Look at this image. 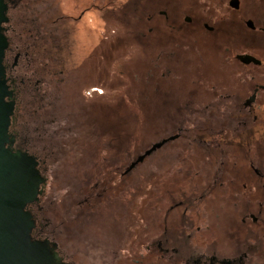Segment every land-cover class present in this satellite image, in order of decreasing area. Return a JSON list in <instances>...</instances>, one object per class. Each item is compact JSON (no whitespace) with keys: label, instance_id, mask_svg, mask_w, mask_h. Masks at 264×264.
Wrapping results in <instances>:
<instances>
[{"label":"flooded vegetation","instance_id":"flooded-vegetation-1","mask_svg":"<svg viewBox=\"0 0 264 264\" xmlns=\"http://www.w3.org/2000/svg\"><path fill=\"white\" fill-rule=\"evenodd\" d=\"M137 1L5 0L32 239L56 264H264V0ZM128 36L136 70L111 67ZM129 119L154 138L130 161Z\"/></svg>","mask_w":264,"mask_h":264},{"label":"water","instance_id":"water-1","mask_svg":"<svg viewBox=\"0 0 264 264\" xmlns=\"http://www.w3.org/2000/svg\"><path fill=\"white\" fill-rule=\"evenodd\" d=\"M6 11L5 0H0V264H56L45 244L32 239L35 223L26 210L41 193L43 180L36 168L37 163L27 154L13 152L7 147L14 105L6 101L12 95L8 90L3 64L8 46L3 34V24L7 22ZM160 146H153L130 169Z\"/></svg>","mask_w":264,"mask_h":264},{"label":"rangeland","instance_id":"rangeland-1","mask_svg":"<svg viewBox=\"0 0 264 264\" xmlns=\"http://www.w3.org/2000/svg\"><path fill=\"white\" fill-rule=\"evenodd\" d=\"M157 0H140L141 3H143V5H148V4H152ZM125 2H127V5L129 8H134L135 4L138 2L137 0H125ZM158 6V5H157ZM160 7V5H159ZM159 9V8H158ZM115 22H113V24H111L110 31L111 33L113 31H117V33H123V30L120 29V26H117L114 24ZM92 30H95V33L90 34L91 35V39H96V45H102V41H100L99 38H101L100 35L103 34V27H101L100 25L95 26L94 28H92ZM100 36V37H99ZM88 36L86 35V38L83 39H87ZM91 39H87V41L85 42L87 44V46L89 45V43L91 42ZM137 47V42L136 39L134 38V36H128L126 38L125 43L120 42L119 40L116 41V43L113 45V48L111 49V53L109 54L110 56V60H111V67L115 68L116 65V60L119 61V59H122L123 57H132V65L129 66V71L130 70H136V65H135V59L137 57L136 55V49ZM129 60V59H128ZM130 63V64H131ZM129 64V65H130ZM135 78V77H134ZM133 78L134 82L131 81V78H127L128 81V87L131 89L132 87H135L136 81ZM146 79V78H145ZM148 80H150V78H148ZM129 108H131V110H133L132 112H130V115H139V112L136 110V106L134 104H129ZM145 122H137V121H132L129 119V121L127 122V128H126V132H127V143H128V147H129V161L134 158V156H136V154H138V152L142 151L143 149H145V145L149 144L153 141V137L151 135H147L142 133V130L145 127ZM150 187L146 186V189H149ZM147 195H144L143 198H146Z\"/></svg>","mask_w":264,"mask_h":264}]
</instances>
